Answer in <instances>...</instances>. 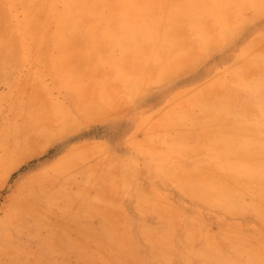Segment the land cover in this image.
I'll return each mask as SVG.
<instances>
[{
    "label": "rangeland",
    "instance_id": "1",
    "mask_svg": "<svg viewBox=\"0 0 264 264\" xmlns=\"http://www.w3.org/2000/svg\"><path fill=\"white\" fill-rule=\"evenodd\" d=\"M67 2L83 5L0 0V136L7 108L27 152L0 184V208L19 181L46 170L48 194L83 209L60 221L70 229L104 232L131 216L152 236L150 252L258 254L261 0L46 7ZM145 4L174 7L132 6ZM113 124L116 140L106 135Z\"/></svg>",
    "mask_w": 264,
    "mask_h": 264
},
{
    "label": "snow or ice",
    "instance_id": "2",
    "mask_svg": "<svg viewBox=\"0 0 264 264\" xmlns=\"http://www.w3.org/2000/svg\"><path fill=\"white\" fill-rule=\"evenodd\" d=\"M124 5L111 4H52L46 7L57 9L71 8H110ZM144 8L174 7L166 4L132 5ZM11 7V5H8ZM255 8L257 5H244ZM261 21L264 22V0L259 4ZM226 41V45H227ZM226 50V49H225ZM209 51L208 56H212ZM202 63H204L202 58ZM210 63V59L207 61ZM207 66V63H204ZM7 68V62L5 64ZM260 95V152L261 187L264 191V75L259 81ZM4 134L0 136V184L10 183V176L27 157V152L18 147L21 135V120H15L13 131L12 114L5 109ZM74 127L65 130L69 136ZM106 135L112 140L120 136L118 125H111ZM42 143V142H38ZM78 161L67 159L64 166L73 169ZM46 170L37 171L19 181L15 189L0 208V264H264V234H262L258 254L247 258L232 249H218L214 255H185L183 249L174 252L155 249L149 251L152 236L138 225L135 217L119 218L110 221L111 228L97 232L88 226L70 229L60 221L83 209L59 196L48 194L44 182ZM251 249V245L248 246Z\"/></svg>",
    "mask_w": 264,
    "mask_h": 264
},
{
    "label": "bare ground",
    "instance_id": "3",
    "mask_svg": "<svg viewBox=\"0 0 264 264\" xmlns=\"http://www.w3.org/2000/svg\"><path fill=\"white\" fill-rule=\"evenodd\" d=\"M23 1H27V0H23ZM34 1V0H33ZM98 1L99 0H80V2L82 3V4H97L98 3ZM2 2H3V0H2ZM77 2H79V1H77ZM68 3V2H67ZM73 4H74V2H72ZM30 7H28V8H26V10L28 11V9H29ZM72 9H74V8H72ZM201 9V8H200ZM31 10H32V8H31ZM94 10V9H93ZM199 10V9H198ZM71 11V10H70ZM69 11V13H71ZM67 12V11H66ZM79 13H82L81 11L79 12ZM84 14H85V12H84ZM72 15V14H71ZM175 16H173V17H171L170 15H167V17H168V19H169V17H171L170 19H172V20H168L169 22H170V24L171 23H173L172 25H174V23H175V18L176 17H178V16H180V14H174ZM232 18V17H231ZM155 19V18H154ZM142 21V20H141ZM155 24V23H154ZM145 25V24H144ZM151 26L153 25V23L152 24H150ZM155 26V25H154ZM153 26V27H154ZM144 29H145V26H144ZM146 30H147V27H146ZM154 30V29H153ZM151 31H152V28H151ZM156 31V30H155ZM163 31V30H162ZM129 32V31H128ZM144 32V31H143ZM157 32V34H158V32H160V30H157L156 31ZM156 32H155V34H154V36H153V38H156V39H158V40H162L161 39V36H159V34L157 35L156 34ZM137 34H141L140 32L139 33H137ZM231 42V41H230ZM133 47V46H132ZM219 47V46H218ZM152 57V56H151ZM232 143V142H231ZM247 143V142H246ZM233 145V144H232ZM242 145V144H241ZM240 145V146H241ZM250 145V144H249ZM254 145V144H253ZM137 146V145H136ZM243 146V145H242ZM244 146H245V144H244ZM239 147V146H238ZM255 147V146H254ZM243 150V149H242ZM245 150H246V148H245ZM160 161V160H159ZM172 194V193H171ZM223 200V199H222ZM186 202V201H185ZM227 204V203H226ZM219 205V204H218ZM209 207V206H208ZM212 207V206H211ZM220 207V206H219ZM214 209V208H213ZM198 213V212H197ZM216 214V213H215ZM142 217V216H141ZM188 255V254H187Z\"/></svg>",
    "mask_w": 264,
    "mask_h": 264
}]
</instances>
